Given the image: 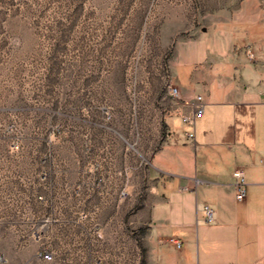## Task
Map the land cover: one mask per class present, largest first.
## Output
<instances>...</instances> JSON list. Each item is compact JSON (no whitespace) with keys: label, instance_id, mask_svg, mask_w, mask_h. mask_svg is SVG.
Here are the masks:
<instances>
[{"label":"rangeland","instance_id":"rangeland-1","mask_svg":"<svg viewBox=\"0 0 264 264\" xmlns=\"http://www.w3.org/2000/svg\"><path fill=\"white\" fill-rule=\"evenodd\" d=\"M206 24L202 0H0V264H44L25 203L51 190L43 172L56 193L75 182L92 200L98 182L136 212L169 84L203 93L181 57L204 48ZM108 253L98 260L125 262Z\"/></svg>","mask_w":264,"mask_h":264},{"label":"crops","instance_id":"crops-1","mask_svg":"<svg viewBox=\"0 0 264 264\" xmlns=\"http://www.w3.org/2000/svg\"><path fill=\"white\" fill-rule=\"evenodd\" d=\"M262 1L202 0L207 24L194 42L204 48L181 61L191 69L192 87L201 84L203 93L178 86L183 99L204 95V115L196 121L195 140L187 138L189 127L179 115L164 116L166 133L144 168L146 191L136 212L113 200L110 190L98 196V182L92 200L80 199L75 182L67 194L56 193L43 172L51 190L25 203L40 216V251L53 255L44 264H103V252H120L122 264H264ZM246 46L261 60H249ZM173 116L178 122L168 121ZM235 167L245 173L243 201L236 199ZM205 204L216 221H206ZM86 206L94 211L85 212ZM171 238L183 242L181 250Z\"/></svg>","mask_w":264,"mask_h":264},{"label":"built area","instance_id":"built-area-1","mask_svg":"<svg viewBox=\"0 0 264 264\" xmlns=\"http://www.w3.org/2000/svg\"><path fill=\"white\" fill-rule=\"evenodd\" d=\"M264 5V0L262 1ZM240 49V48H238ZM243 52L247 58L253 62L260 61L259 56L254 52L251 46L243 47ZM169 94L175 100L169 114H177L180 116L182 122L189 127L186 131V136L189 140H195V126L197 119L204 115L205 111V98L203 94H195L190 99H183L180 96V88L172 82L168 86ZM234 179V187L236 191V199L243 201L246 198V182L245 173L242 167H235L232 173ZM121 197L126 198L128 191L126 188L121 190ZM205 219L208 223L216 221V212L208 204L204 205ZM170 242L178 249L181 250L183 242L180 239L171 238ZM39 256L41 259L52 260L53 255L47 251H40Z\"/></svg>","mask_w":264,"mask_h":264}]
</instances>
